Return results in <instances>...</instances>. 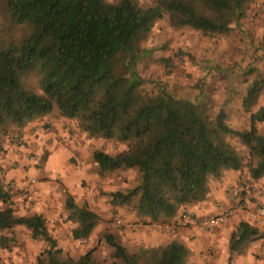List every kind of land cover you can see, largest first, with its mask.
Returning <instances> with one entry per match:
<instances>
[{"label":"trees","instance_id":"16d2710c","mask_svg":"<svg viewBox=\"0 0 264 264\" xmlns=\"http://www.w3.org/2000/svg\"><path fill=\"white\" fill-rule=\"evenodd\" d=\"M251 1L157 0L142 7L137 0H5L12 23L29 25L31 31L21 40L0 43V153L11 130L54 111L77 120L91 137L128 142V148L115 155L95 151L93 160L101 175L137 170V186L110 194L112 204L132 207L162 224L183 207L205 200L211 178L245 167L229 136L248 147L250 158L256 160L247 165L250 176L261 179L264 133L258 125L264 123V106L251 114L249 128L235 130L224 109L212 116L200 104L164 89L144 97L143 79L134 70L147 53L141 42L166 16L174 28L228 34ZM263 87L264 80L254 79L247 88L242 101L247 112L256 106ZM66 209L77 223L74 239H89L99 215L79 206L70 194ZM16 226H25L34 239L48 244L38 264H187L190 256L179 241L131 253L116 235L106 233L111 263L97 260L94 250L78 259L65 257L41 215L15 213L11 194L0 179V230ZM263 237L253 224L243 222L231 238L230 250L242 253Z\"/></svg>","mask_w":264,"mask_h":264},{"label":"rangeland","instance_id":"374dc122","mask_svg":"<svg viewBox=\"0 0 264 264\" xmlns=\"http://www.w3.org/2000/svg\"><path fill=\"white\" fill-rule=\"evenodd\" d=\"M106 1L117 3L120 0ZM137 1L142 7H150L157 0ZM30 31L29 25L12 23L5 0H0V43L21 40ZM140 45L147 53L137 61L134 70L143 79L140 93L144 97L155 96L164 89L176 98L200 104L212 116L224 109L229 125L235 130L249 128L251 114L264 106V87L251 112H247L242 104L251 82L264 80V0H252L245 16L232 25L228 34H205L189 27L174 28L166 16L156 23ZM124 60L126 58L120 59L119 63L122 65ZM258 127L263 134L264 123ZM227 140L244 158L245 167L241 171L228 170L235 177L231 175L225 180L238 177L240 188L243 186L245 191H234L233 203L222 212L237 204L264 207V177L253 179L247 166L248 163L255 164L256 160L250 158L248 147L238 138L229 136ZM3 144L0 179L11 194L12 208L19 216L41 215L65 257L78 259L94 250L97 260L111 263L112 248L105 241L106 233H113L121 241L125 239L128 250L136 253L139 241L131 233L147 232L149 225L170 222L155 223L132 207L112 204L110 194L136 187L139 173L135 169H119L101 175L93 153L101 150L115 155L125 151L128 142L91 137L80 129L77 120L62 117L54 111L22 129L11 130ZM225 174L224 171L220 177L211 178L209 184L221 180ZM245 193L246 197L243 196ZM68 194L79 206H88L100 217L89 239L73 237L77 223L69 218L66 209ZM234 218L221 229L200 231L211 234L225 231ZM241 222L244 221L237 224ZM254 226L264 236V220ZM231 238L227 241L222 236L219 248L210 246L209 259L191 261L189 256L187 264H264V237L248 244L242 253L231 251L232 257L222 258L225 244L230 245ZM47 248L46 241L34 239L25 226L0 230V264H38L40 255Z\"/></svg>","mask_w":264,"mask_h":264},{"label":"crops","instance_id":"0c3cea01","mask_svg":"<svg viewBox=\"0 0 264 264\" xmlns=\"http://www.w3.org/2000/svg\"><path fill=\"white\" fill-rule=\"evenodd\" d=\"M225 173L227 174L223 175L221 180H217L215 183L209 184V192L205 200L183 207L175 218L167 223V225L152 224L149 225L150 230L147 232L142 231L140 233V231H136L135 234L131 233V235L136 237L139 241L137 244L140 246L139 250L142 248H158L165 246L172 241H179L190 250L191 261L195 259L200 260L201 258L209 259L208 250L210 246L219 248L222 236L228 241L232 235L235 234L239 227L237 222L241 220L248 222L247 220H244L243 217L238 216L228 224V228H226L225 231H219V233L214 234L203 233L200 231L202 229L198 226V221L201 218L219 215L225 207L233 203L232 199L235 197L233 194L234 191L235 193L239 190H242L243 192L245 191L243 186L240 188L238 177H236V179L225 180V178L231 175L235 177L234 174L228 173V170H225ZM243 196L246 197V193L245 195L243 194ZM262 199L263 198H261V200ZM144 233L147 236H145ZM124 240L122 239V243L126 246ZM225 245L226 247L224 248L225 251L222 254V258L229 259L233 254H231L229 243ZM191 251L196 252L192 254ZM218 252L219 249L217 253Z\"/></svg>","mask_w":264,"mask_h":264},{"label":"built area","instance_id":"2783aa9c","mask_svg":"<svg viewBox=\"0 0 264 264\" xmlns=\"http://www.w3.org/2000/svg\"><path fill=\"white\" fill-rule=\"evenodd\" d=\"M236 216H243L250 224L255 225L264 220V207L255 209L237 204L225 209L219 215L201 218L198 226L203 231L212 232L221 229Z\"/></svg>","mask_w":264,"mask_h":264}]
</instances>
